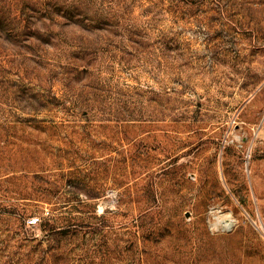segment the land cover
<instances>
[{"label": "rangeland", "instance_id": "obj_1", "mask_svg": "<svg viewBox=\"0 0 264 264\" xmlns=\"http://www.w3.org/2000/svg\"><path fill=\"white\" fill-rule=\"evenodd\" d=\"M0 264H264V0H0Z\"/></svg>", "mask_w": 264, "mask_h": 264}, {"label": "bare ground", "instance_id": "obj_2", "mask_svg": "<svg viewBox=\"0 0 264 264\" xmlns=\"http://www.w3.org/2000/svg\"><path fill=\"white\" fill-rule=\"evenodd\" d=\"M221 221H222V223H223V226H228L230 223H231V221L230 220H228V219H221ZM221 223V222H220ZM222 225V224H221ZM223 226H221V227H223Z\"/></svg>", "mask_w": 264, "mask_h": 264}, {"label": "built area", "instance_id": "obj_3", "mask_svg": "<svg viewBox=\"0 0 264 264\" xmlns=\"http://www.w3.org/2000/svg\"><path fill=\"white\" fill-rule=\"evenodd\" d=\"M38 220H39V217H33V218L29 219L28 221L31 224H35V223H37Z\"/></svg>", "mask_w": 264, "mask_h": 264}]
</instances>
